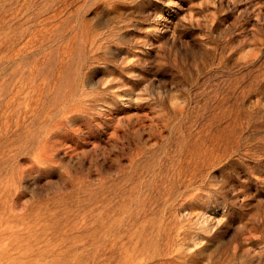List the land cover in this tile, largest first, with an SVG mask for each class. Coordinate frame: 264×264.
<instances>
[{"label": "rangeland", "instance_id": "1", "mask_svg": "<svg viewBox=\"0 0 264 264\" xmlns=\"http://www.w3.org/2000/svg\"><path fill=\"white\" fill-rule=\"evenodd\" d=\"M0 264H264V0H0Z\"/></svg>", "mask_w": 264, "mask_h": 264}]
</instances>
